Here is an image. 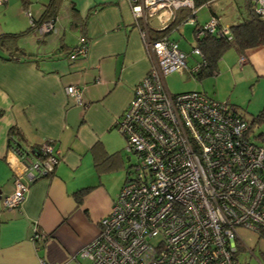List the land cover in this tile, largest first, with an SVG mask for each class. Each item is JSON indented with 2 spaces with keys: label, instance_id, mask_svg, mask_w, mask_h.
<instances>
[{
  "label": "built area",
  "instance_id": "obj_1",
  "mask_svg": "<svg viewBox=\"0 0 264 264\" xmlns=\"http://www.w3.org/2000/svg\"><path fill=\"white\" fill-rule=\"evenodd\" d=\"M126 2L149 61L114 123L135 162L100 219L98 235L79 256L88 264H240L237 255L246 246L239 231L264 229V148L249 141L247 121L227 102L199 91L173 94L166 86L168 73H195L203 56L192 48L189 55L200 61L188 68L189 55L169 37L154 39L150 29L164 28L180 8L195 16L194 0ZM250 2L254 13L264 16V0ZM25 15L36 35L53 31V19L36 23L27 10ZM186 23L195 26L194 18ZM206 34L231 38L217 15L195 28L194 40ZM87 46L80 36L68 57L84 56ZM65 94L83 105L78 86H66ZM40 149L44 159L29 157L22 172L13 174V191L2 197L3 208H19L29 185L53 172L58 157L47 144ZM32 239L43 237L35 233Z\"/></svg>",
  "mask_w": 264,
  "mask_h": 264
},
{
  "label": "crops",
  "instance_id": "obj_2",
  "mask_svg": "<svg viewBox=\"0 0 264 264\" xmlns=\"http://www.w3.org/2000/svg\"><path fill=\"white\" fill-rule=\"evenodd\" d=\"M49 1L28 0L27 9L20 0L0 4V34L27 30L25 10L38 19ZM58 1L52 32L41 37L30 32L17 41L31 58L5 61L0 51V264H88L79 252L98 235L99 221L126 179L116 170L128 173L130 166L114 123L149 61L129 5L126 0H67L60 16L65 3ZM207 10V20L217 15L229 26L243 16V0H218ZM72 32L78 37L72 39ZM83 35L86 54L69 58L66 52ZM243 57L239 67L245 66V78H264V46ZM68 85L80 88L82 106L66 96ZM11 128L19 132L13 140L26 150L52 141L58 161L50 176L29 185L19 208L5 209L1 199L13 191V174L25 163L9 147ZM97 145L103 159L109 157L100 171L93 154ZM82 189L88 191L79 196ZM35 233L41 242L32 239ZM247 250L252 254L246 247L238 254Z\"/></svg>",
  "mask_w": 264,
  "mask_h": 264
},
{
  "label": "rangeland",
  "instance_id": "obj_3",
  "mask_svg": "<svg viewBox=\"0 0 264 264\" xmlns=\"http://www.w3.org/2000/svg\"><path fill=\"white\" fill-rule=\"evenodd\" d=\"M63 2L65 5H62L60 16L63 15V9L68 7V1L64 0ZM195 14V20L197 19L201 23H204L209 16L205 5L200 6ZM223 15L226 16V14ZM193 29L192 25L186 23L181 25L177 31H172L168 34L169 39L176 43L177 48L187 55L190 54L195 43ZM66 32L69 33V31ZM71 35L72 39L78 37L77 32H72ZM68 37L70 38L69 34ZM239 58L240 56L229 49L218 62L217 75L197 81L192 76L187 75V73L179 74L176 71H172L165 77L166 86L173 94L199 91L217 101L227 102L233 106L238 115L245 118L249 123L252 117L256 116L264 108V78L257 77V79L248 81L245 78V66L241 67V69L239 67ZM199 61L200 58L198 56L189 55L187 57L188 68H193ZM248 139L253 144L264 148V119L252 125L248 133ZM123 142L125 149L126 142L124 138ZM128 155L130 164H134V156L132 154ZM116 171L120 172L122 178L129 176L128 173H125V168ZM239 232L246 248L252 249V254L248 250L246 253L238 254V262L243 264L246 258L247 264H264V239L258 240L254 232H246L245 230H240Z\"/></svg>",
  "mask_w": 264,
  "mask_h": 264
},
{
  "label": "trees",
  "instance_id": "obj_4",
  "mask_svg": "<svg viewBox=\"0 0 264 264\" xmlns=\"http://www.w3.org/2000/svg\"><path fill=\"white\" fill-rule=\"evenodd\" d=\"M24 8L27 7L28 0H20ZM211 0H194V8L198 9L200 6L210 3ZM58 0H50L44 8V11L38 19H33L36 23H41L48 19H56V11L58 7ZM210 6V5H209ZM208 7V6H206ZM27 9V8H26ZM49 16V17H48ZM196 15H192V11L188 8H180L176 11L174 17L166 24L162 29H150V34L154 39H161L168 37V34L172 31H177L181 25L185 24L189 19L194 18ZM83 26V25H82ZM199 25L195 20V26L193 29V35L195 28ZM32 32V27L29 26L27 30L18 33H1L0 34V51L5 55L2 58L5 61H16L20 58L28 59L32 55L25 54L24 50L18 46V39L27 33ZM230 39L227 37H218L214 35H204L198 40H194V47H197L203 56L204 63L195 73H187L192 76L195 80L201 81L204 78L215 76L218 73L217 67L218 62L222 55L229 49L235 51L238 56H244L249 50L264 46V16L254 13L253 5L250 0H243V16L241 19L229 25ZM84 36V35H83ZM75 48H72L66 52L69 55ZM61 50V49H60ZM232 106V105H231ZM233 107V106H232ZM236 112V111H235ZM264 119V108L259 113L252 117V120L248 123L249 133L254 123L260 122ZM247 121V120H246ZM19 132L16 128H11L8 131L9 136V147L21 157L22 160L28 159L29 157H36L38 159H44L43 153L40 151L43 144H47L53 149V142L46 141L41 145L30 147L28 150L23 149L19 142L13 140V136L16 137ZM99 145L93 147L95 168L100 171L101 166L108 160L103 159V153H99ZM53 172L46 174L43 177L50 176ZM42 178V176H41ZM88 191V189H82L79 191V196H82ZM259 239H264V229H259L256 232Z\"/></svg>",
  "mask_w": 264,
  "mask_h": 264
}]
</instances>
